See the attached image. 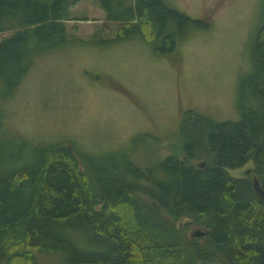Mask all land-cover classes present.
I'll list each match as a JSON object with an SVG mask.
<instances>
[{
    "label": "trees",
    "instance_id": "1",
    "mask_svg": "<svg viewBox=\"0 0 264 264\" xmlns=\"http://www.w3.org/2000/svg\"><path fill=\"white\" fill-rule=\"evenodd\" d=\"M78 1L0 0V32L14 30L0 37L1 98L3 87L19 83L33 55L65 42L63 22ZM99 6L107 21L123 23L119 38L129 32L146 42L162 38L157 53L173 50L188 26L208 27L163 0H99ZM259 17L247 79L252 101L233 121L199 113L183 118L180 153L210 154L204 165L172 153L139 168L124 151L82 153L91 180L70 146L29 143L0 129V264H34L36 251L68 253L67 232L77 227L104 249L86 259L92 264H264V198L251 182L264 191V5ZM12 150L23 158H12ZM248 160L249 180L227 173ZM187 217L202 225L200 236L181 237L168 224Z\"/></svg>",
    "mask_w": 264,
    "mask_h": 264
},
{
    "label": "rangeland",
    "instance_id": "2",
    "mask_svg": "<svg viewBox=\"0 0 264 264\" xmlns=\"http://www.w3.org/2000/svg\"><path fill=\"white\" fill-rule=\"evenodd\" d=\"M163 2L189 19L207 21L208 27L188 26L173 50L157 53L162 38L146 42L135 32L119 38L116 33L123 23L107 21L99 0L76 2L69 9L71 19L63 22L65 42L33 55L19 83L3 87L2 132L29 143L70 146L91 180L79 158L82 153L95 157L124 151L139 168L172 153L193 166L204 165L210 154L188 158L180 153L183 118L199 113L216 122L233 121L242 105L252 101L247 79L253 71L252 40L264 0ZM13 31L2 30L0 37ZM12 151V158H23L21 151ZM3 165H9V158ZM226 171L249 180L252 162ZM168 224L181 237L203 231L189 217ZM67 234L69 254L36 251L33 263L69 264L71 257L72 264H92L86 259L105 253L85 229L73 228Z\"/></svg>",
    "mask_w": 264,
    "mask_h": 264
},
{
    "label": "water",
    "instance_id": "3",
    "mask_svg": "<svg viewBox=\"0 0 264 264\" xmlns=\"http://www.w3.org/2000/svg\"><path fill=\"white\" fill-rule=\"evenodd\" d=\"M251 182H252V187H253L255 193L257 195H259L261 198L262 197L264 198V191L260 189V187L258 186V182H256V180L254 178H251ZM200 234H201V232L197 233L196 235H200Z\"/></svg>",
    "mask_w": 264,
    "mask_h": 264
},
{
    "label": "flooded vegetation",
    "instance_id": "4",
    "mask_svg": "<svg viewBox=\"0 0 264 264\" xmlns=\"http://www.w3.org/2000/svg\"><path fill=\"white\" fill-rule=\"evenodd\" d=\"M196 234H197V232H196V233H195V232H194V233H192V235H193V236H195Z\"/></svg>",
    "mask_w": 264,
    "mask_h": 264
}]
</instances>
